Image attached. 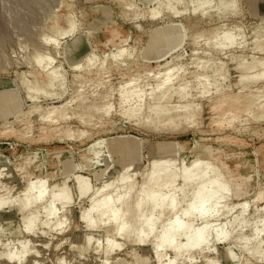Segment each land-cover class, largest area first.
Returning <instances> with one entry per match:
<instances>
[{
    "label": "rangeland",
    "instance_id": "rangeland-1",
    "mask_svg": "<svg viewBox=\"0 0 264 264\" xmlns=\"http://www.w3.org/2000/svg\"><path fill=\"white\" fill-rule=\"evenodd\" d=\"M170 1L0 0V35L4 39L0 44V264H264V118H260L264 108L251 117L241 114L236 129L226 124L222 131L209 110L216 87L223 86L232 95L249 93L239 87L236 61L242 52L246 56L252 53L248 52L253 48L254 27L264 24V0H212L211 5L189 0L192 11L173 20L164 13ZM154 8L163 15L150 17ZM71 21L75 29L64 35L70 31ZM221 21L243 37L238 42L246 40L240 46L242 51L239 47L234 50L237 53L231 60L214 54L211 66L225 62V68L231 70L229 80H221L210 87L212 92L209 89L203 94L197 76L204 73L199 65L206 64L208 57L199 52L202 61H192L199 48L193 45L194 38L207 29L204 34H208L199 40L203 47L209 31ZM80 36L82 57L75 51L68 55L66 48H73ZM120 46L126 48L123 56L117 55ZM49 55L55 58L52 66L38 68L33 59ZM247 57L251 62L252 54ZM168 64H179L185 70L180 74L182 81H174L173 86L188 87L176 94L178 98L172 95L171 109L182 104L179 99L188 92V102L193 101V110L197 105L195 110L200 113L176 129L166 126L167 122H163L165 129L158 121L150 128L138 124L139 118L126 110L152 103L147 94L156 89L154 77ZM52 68L62 76L54 82L55 88H49L58 95L39 92L30 97L34 93L29 87L47 84V72ZM136 78L138 83L128 85ZM251 86L263 87L264 80ZM128 91L133 93L129 99ZM260 91L256 93L263 100L264 91ZM80 95L79 102L98 105V111L82 121L75 111ZM63 104H69L67 120L53 125L41 122V113ZM147 108L140 112L143 121L150 113ZM29 111L33 113L24 117L31 124L29 129L16 122L9 125L13 132L4 134L6 122L15 123L16 115ZM172 144L176 149L168 150L167 145ZM196 156H202L197 174L207 168L206 163L211 164L207 186L198 195L202 184L196 182L203 181L195 182L197 179L184 190L173 191L170 185L161 188L155 201L156 182L140 192L152 160H174L183 186ZM132 164L142 172L135 174L131 169L128 175L132 179L123 181L124 168ZM212 181L215 183L209 185ZM225 185L227 191L219 201L215 193ZM98 202L107 205L99 212L94 210ZM109 206L114 209H107ZM119 212L124 213L122 222L129 229L125 236L116 232L121 222H114V217ZM178 217L186 226L171 245L163 243V235ZM206 227V242L188 246L193 229ZM221 229L223 235L217 238Z\"/></svg>",
    "mask_w": 264,
    "mask_h": 264
},
{
    "label": "bare ground",
    "instance_id": "bare-ground-1",
    "mask_svg": "<svg viewBox=\"0 0 264 264\" xmlns=\"http://www.w3.org/2000/svg\"><path fill=\"white\" fill-rule=\"evenodd\" d=\"M143 1L149 2L150 0H143ZM163 2H164V0H163ZM195 4H197V5L198 4L199 5L200 4L201 5H211L212 4V0H196L195 1ZM226 5L229 6V4H226ZM130 6H128V7H130ZM165 6L166 7H165V12L164 13L167 12L166 15H167L168 18H170V20L171 19L173 20V18L174 19L175 18H180V16L185 15V14H187V13H189V12L192 11V10H190L191 8H190L189 0H171L169 3H167V5L165 4ZM214 7L215 6H213L212 8H210V11L213 10ZM162 8H163V6H162ZM204 12L207 13V10L206 11H203L202 15L204 14ZM150 13H151V16L150 17H153V19L156 18V17H158V16H160L161 14L163 15L162 10L160 12V10L155 9V8L152 11H150ZM223 21H226V20H223ZM223 21H221V22H223ZM194 23H196V22H193V25H194ZM193 25H192V27L189 26L190 27L189 29H192L193 28ZM228 27H227V23L226 22H223L222 24L221 23H218V25H214L212 27L211 32L209 31L210 34L208 36V39L207 40L204 39L205 40V43H204V46L203 47L201 46V42H199V40H202V38H205V36L208 34V33L207 34H204L205 31L207 32V29L205 28L206 30L203 31V33L201 31V33L198 34L200 32L199 31L197 33L198 35H196V37L194 38L193 45L195 47H199V48H197L198 50H195L194 49L195 50L193 52L194 53V57H192V58H196V59L195 60L192 59V61H196V60L197 61H200V60L202 61V59L200 57L201 54H203L206 57H208V58H206L207 59V63L204 62L206 64H203L202 63L203 65H201V64L199 65L200 67H202L204 69V73H201V74L199 73V75L198 74H195L196 76L198 75L197 76V79H201L200 80L201 81L200 82L201 83L200 85H202L201 86L202 93L203 92L204 93L208 92L209 89H210V87H212V86L215 87V86H217V84L218 85H219V83L221 84L220 81L227 79L228 76H229L228 75L229 74V71H228L229 67H228V69L225 68V67H227L224 64L225 62H222V61L216 62V67L213 66L215 68H213L211 66L212 65L211 62L215 63L214 62L215 61L214 60L215 58H213L214 54L221 53V54H223V55L226 56L225 58L230 57V60H231V57L235 58V56H236V54L234 56V53L235 52L237 53V51L234 52V50L235 49H238V47L240 48L242 42L244 40H246L244 38V40L241 41V43L238 42V37L239 36H236L235 35L236 32L234 31L233 28H232L233 30H231L230 28L228 29ZM113 28H115V27H113ZM241 28H242V26H241ZM241 28H239V29H241ZM254 28L255 29L252 32L253 33V36H254L253 37L254 38L253 48L251 49V47H250V51L248 52V53L252 52L251 54H252L253 57H251L252 58L251 62L247 60V58H248L247 56L248 55H251V54H248L246 56V53L245 52L244 53L243 52L241 53V51H242L241 48H243V46L239 49V50H241L240 51L241 55L240 56L238 55L239 57H238V59L236 61L237 64L233 61V58H232V61L234 62V64L237 65L236 66V70L238 71V73H240V75H239L240 76V78H239L240 79V82L238 81L239 82V87H240L241 91H243V92L246 91V90H249L248 91L249 93L247 95H243V96H241L240 93L238 95H234V94L232 95V94H230V92L228 90H226L225 88H223V86L222 87H216L215 88V91H214L215 92V96L213 95V97H211V101H210L211 103L209 102L210 103L209 110H210L211 113H213L212 115L214 117H217L218 118L216 121L215 120L214 121L218 125V128H219L220 131H222L221 129H223L225 127L224 125H226V124H227V126L229 125L228 126L229 128L230 127L235 128L237 126L238 121H239L238 118H239V116H241V114L247 113L251 117V115L254 116L253 114L256 111L257 112L259 111V113H260V111H262V108H264L263 107V104L264 103L262 102V101H264V99L263 100L260 99L258 97V93H256V92H261L260 90H263L264 91V86L263 87L260 86V87L251 88L252 87L251 85L254 82H256V81L258 82V81H260L262 79L264 80V24L263 23L261 25H258L257 24V25H255ZM54 29L56 30L57 27L55 26ZM74 29H75V27H74V25H73V23L71 21L70 22V31L64 32V35H67L71 31H73ZM113 31H114V29H113ZM238 31H241V30H238ZM186 33H187V31H186ZM238 35H239V33H238ZM249 36H251V33L249 34ZM0 37H1V39H0V44H1L2 42H4V39L2 38V35H0ZM241 37L242 36H240L239 38H241ZM46 41L47 42H50V41L52 42V40H50V39H46ZM5 42H6V40H5ZM82 43H83V38L81 36L78 37V38H76L74 40L73 48H66V53L69 55L73 51H75L78 54H80V57H82V55H83V53H82V49H83L82 48ZM244 43H246V42H244ZM242 45H244V44H242ZM249 46H251V45L249 44ZM249 46H247V47H249ZM173 47H175V45L171 46V48H173ZM117 50H118L117 55L123 56V53L125 52L126 48H125V46H120ZM239 50H238V52H239ZM243 50L245 51V49H243ZM248 50L249 49H247V51ZM199 52H201V54H199ZM255 52H258L259 54L261 53V56L259 55V57H257L258 56L257 54H256L257 56H255ZM253 53H254V55H253ZM44 55H46V54H44ZM38 56H37V58H35L33 60L37 64L36 66H38V68H40L41 70H47V69H49L52 66V64L54 62V59H55L54 57L51 58L50 55H49V57L48 56H40V57H38ZM251 58L249 57V59H251ZM227 59H229V58H227ZM219 60H221V59H219ZM230 60H228V61H230ZM92 61H91V63L89 62V64H90L89 66H92L93 65ZM227 63L228 62H226V64ZM192 64H193V62H192ZM170 65L171 64H168L165 68L162 67V69L164 68V71L162 73L157 74V76L155 75V77H154V80L156 79V84H155L156 85L155 86L156 89L154 91L151 90L150 94H147L148 95V98L151 99L152 103L149 104V106H148V104L147 105L140 104L138 106V108L137 107H134V108L133 107L132 108L129 107V110H126L127 112L125 111L126 113H128V115H131L132 114L131 115L132 117H136V118L138 117L139 118V119L137 118L138 119V124H141V125H144V126L150 128V126H152V124H154V125L156 124L155 123L156 121H158L159 123H163V122L166 123L167 122V124L163 123L162 126L164 124L166 126L168 124H171V125H174L175 126L174 128L176 129V127L177 128H180L181 126H183L185 124H189L200 113L199 112L197 114V112H198L199 109L198 110H195L197 108V105H196V108L193 110V108H194V106H192L193 105L192 104L193 101L191 103L188 102V100H190V99H188L189 98L188 92L186 93L187 96L180 97L181 99H179V101L181 100L183 102L185 100V103L181 102L182 104H180V102H179V106L174 107L173 110L171 109V106H172L171 105L172 104L171 103V98H173L172 95L173 94L179 95V94H181V92H183L185 90V88H188V87L186 86L185 88H183L182 85L178 84L177 89L175 88L176 86H175L174 81L175 82L178 81V80H179V82H180V80L182 81V79H181V75H182L181 73L182 72L181 71H185V70H182L183 66L181 67V65H179V64L176 65V66H172L174 68H172ZM101 66H103V65H101ZM260 68H261V70H260ZM203 69H201V70H203ZM258 69L260 70V72H258ZM198 70L196 72H198ZM208 70H210L211 73ZM230 72H231V70H230ZM183 74H185V73H183ZM47 76H48V80H49V81H47V84H44V85L42 84L41 85V84H37L36 83L35 85H31L29 87V90L30 91H33V93H34V94L31 93L30 94V97L33 98L34 95L37 94V93H39V92L40 93H45L46 95L52 96V97H56L58 95L57 92L51 91V90H49V88H51V89L55 88V83L54 82L56 80L60 79V78L62 79V76L60 74V71L57 70V69L52 68V69H50L47 72ZM197 79L195 81H197ZM211 79L214 80L213 81L214 82L213 85H210V84H212ZM184 80H186V78ZM184 80H183V82H184ZM227 80H229V79H227ZM131 81H130V83H128V85H133V84H136V83L139 82V80H137V78H136V80H134L132 82ZM261 82L263 83V81H261ZM58 83H59V81H58ZM173 83H174V86L175 87L173 86ZM188 84H190V86H191V83H188ZM128 87H130V86H128ZM80 90L82 91V89H80ZM80 90L78 91V93L80 92ZM196 90H197V88H196ZM210 90L212 92L213 88L210 89ZM155 91H157V92H155ZM200 91L201 90H199V92ZM261 94H263V93H261ZM61 95H62V93H61ZM83 95H84V93H83ZM83 95H80V96H78L76 98L77 99L76 100V103L77 102L78 103L76 104L77 106L75 108V111L76 112L78 111L77 114L80 115L79 118L81 119V121L84 120L82 118H84L86 115L93 114L94 110L97 109V111H98V107H97L98 105L95 104V103L94 104H87V102L85 101L86 102L85 103L84 100H81V102H79V100L81 99V96H83ZM132 96H133L132 91H128L127 92V99L131 98ZM245 97L248 98V100L250 98V100L249 101L246 100ZM262 97H264V96H262ZM9 98H11V97H9ZM176 98H178V96ZM243 98L246 101H244ZM74 100L75 99H72V102H74ZM194 105H195V102H194ZM146 106H148V108ZM255 106H257V108H254ZM58 107L57 108H56V106L51 107L47 111H45L46 112L45 114L44 113H41V115H40L41 116V122L42 123H49V125L50 124L53 125V124H56L61 119L62 120H65V119L67 120V117L69 116L67 114L68 113L67 111L69 110V108H68L69 107V104H65V105L63 104L62 107H61V105L58 106ZM107 107H108V105H107ZM145 107L148 110H150L149 111L150 113L146 117L147 119L145 121H143V119H141L142 117H141V113L140 112L143 111V113H144V109H146ZM105 108H106V105H105ZM135 108H137L138 110L136 111ZM100 109H103V108H100ZM38 110L39 109L36 106V108H35L34 111L37 112ZM71 110H74V109H71ZM174 110H176V111L173 112ZM5 111H6V113H8V110H5ZM134 111H136L138 113H135L134 114ZM6 113H5V115H6ZM31 113H33V111L32 112L29 111V113H26V114L25 113H19V115H16L17 117L14 120L15 123L14 122H11V123L10 122H6L4 124V127H5L4 134H9V132H10L9 131L10 130L9 125L10 124L11 125L17 124L16 122L23 123L24 126H26L27 129H29L31 124H29L28 120L27 119H24V117L25 116H28L29 117L31 115ZM87 117L88 116H86L85 118H87ZM260 118H264V109H263V112H262V116H260ZM247 122H249V119L247 120ZM83 123H84V121H83ZM239 123H241V122H239ZM26 127H24V128H26ZM162 128L165 129V126H163ZM224 129H226V128H224ZM55 130H56V128H55ZM161 131H163V129ZM12 132H13V130H12ZM12 132H10V133H12ZM65 133H67V132H65ZM18 137H19V139H22L23 138V135L21 133H18ZM229 137H231V136H229ZM218 138H220V137H218ZM222 140L224 141L225 139H222ZM232 140H231V142H232ZM227 141H229V140H227ZM228 143H230V141ZM237 143L239 144V141ZM179 148L182 151L183 146L182 145H179ZM205 148H207V147L204 146V149ZM119 149L121 150L122 149V146H120ZM167 149L168 150H175L176 147L173 146V144L172 145H167ZM122 151H123V149H122ZM233 153H234V151L232 153L226 154V156L227 157H230V156H232ZM201 157L202 156H196L194 158V162L192 163V167L190 169H188V171L184 175V178H183L184 179V185L183 186H181L179 184V182H178L180 177H179L178 172L176 171L177 170L176 169V162L174 160L168 159V158H161V159H154V160H152L151 163H150V165H149V167H150L149 174L142 181V186H141V191L140 192H143V190L149 188L151 186V183L152 182H156L157 183V185H156L157 187L154 189V191L152 193L153 194L152 195V198L155 201L156 200V197L158 196L161 188H164V187L170 185L173 191H175V190H177L179 188L184 190L185 189V185L192 184L193 181L195 179H197V180H195V182L196 181H203V182H196V183H198L197 184L198 186L200 185V183L202 184V185H200L198 187V190L199 191L196 192V195H198L199 193H201V190L207 186V185H204V184L207 183L205 181V179L207 178L208 171H209L210 166H211L210 163H206V167L207 168L205 170H203L200 175L197 174L198 169L196 168V165L199 162H202ZM124 169H125V171H124V175L122 177L123 178V181L132 179V177H130L128 175L129 174V171L131 169H134L135 174H137L138 172H142V168L140 166L133 167V164H132V166H129L127 168L125 167ZM216 170H218V169H216ZM212 182H210L209 185H213L215 183V181H212ZM217 185L219 186V184H217ZM31 187H33V185ZM83 189H85V187ZM226 191H227V185L223 186L222 188H220L219 190L216 191L215 194L216 195H219V201H221V200L224 199V193ZM56 197H58V195ZM173 204H174V201H172V205ZM104 206H107V205L105 204ZM104 206L102 205L101 202H98V204H97V206H96V208L94 210H96L97 212H99V211L103 210ZM107 209L113 210L114 208H112V206H109ZM129 210H131L130 207H129ZM123 216H124V213L123 212L117 213V215H115V217H114V222H116V223L121 222V223H118V226H117V230H116L117 235L125 236L128 233L129 229H128L127 224L124 223V222H122ZM184 226H186V223L183 221V219L181 217L176 218L169 225L166 233L163 235V243L168 244V245H171L175 241V239L178 237V231L182 230L184 228ZM207 226H208V224H207ZM205 230H207V227L206 228L193 229L192 234L188 238V246H201L202 244H204L206 242ZM222 235H223V230L222 229L220 231H217L216 232V237L217 238H219ZM177 249L179 250V248H177ZM217 263L221 264L220 262H217Z\"/></svg>",
    "mask_w": 264,
    "mask_h": 264
}]
</instances>
